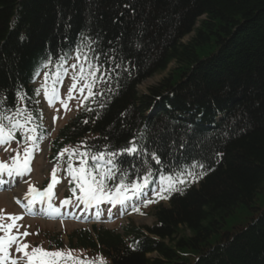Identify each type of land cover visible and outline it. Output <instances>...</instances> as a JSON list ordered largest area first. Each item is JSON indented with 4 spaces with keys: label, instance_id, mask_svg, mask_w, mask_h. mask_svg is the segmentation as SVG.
Listing matches in <instances>:
<instances>
[{
    "label": "trees",
    "instance_id": "16d2710c",
    "mask_svg": "<svg viewBox=\"0 0 264 264\" xmlns=\"http://www.w3.org/2000/svg\"><path fill=\"white\" fill-rule=\"evenodd\" d=\"M77 45L98 57L107 83L59 130L51 158L135 141L161 164L119 156L130 180L144 166L149 187L177 165L205 173L166 199L154 194L152 225L131 221L124 235L94 227L95 238L77 231V246L106 264H264V0H0V96L31 111L42 136L35 82Z\"/></svg>",
    "mask_w": 264,
    "mask_h": 264
},
{
    "label": "snow or ice",
    "instance_id": "6c2138e0",
    "mask_svg": "<svg viewBox=\"0 0 264 264\" xmlns=\"http://www.w3.org/2000/svg\"><path fill=\"white\" fill-rule=\"evenodd\" d=\"M86 47L88 46L81 47L77 45L73 50L74 56L72 57L67 53L59 56L55 72L51 76L48 72H45V83L41 85V88L34 90V95L39 96L43 90L50 106L59 101L67 109L68 101L74 98L73 91L77 87V82L81 81L79 92L84 101H88L90 98L94 99L97 95L102 96L103 92L97 93L93 90L98 82L107 83L106 77L108 74H100L101 66L98 63V57L93 56L90 59L87 52L84 51ZM72 58L77 61V63L70 65L71 69L74 70L72 75L73 84L69 88L67 99H61L59 90L55 85L62 82L67 75L68 69L63 66ZM51 63L52 61H48L44 67L47 68ZM117 67L120 66L117 65ZM36 75H39V73H36ZM49 79H52V87L48 85ZM85 90H87V95H84ZM19 98L24 100L27 97L26 94H22ZM6 103V97L0 96V146L10 144L15 139L17 131L23 132L24 142L28 146L25 147L23 161L20 160V153L17 152V156L12 158L11 165L0 162V186L4 183L3 176L5 174L10 181L14 180L15 177L30 174L31 161L35 152L39 150L38 141L42 139L36 135L39 125L27 127L35 119L33 113L24 107L7 108ZM85 110L91 111L90 108ZM40 115L42 116V113ZM84 123H87V121H84ZM29 141H31V144H29ZM64 153H68L66 174L76 184V187L71 191L75 195L77 189H79L80 194L76 199L86 206H98L102 202L110 203L112 206L119 204L122 207L131 204L133 210L138 211L139 209L136 208L135 203H132L134 200L138 203H145V205L152 203L154 201L150 199L149 193H154L159 198L166 199L167 197L161 195V193L167 192L170 195L173 191H182V187H178V185L186 187L205 174L203 171H196V169H203L204 166L200 163H190L188 167L177 165L175 172L161 175L160 182L155 187H149L153 183L154 173L151 167L144 166L143 173H136L137 179L130 180L129 170L123 167V161L118 159L119 156L125 154L130 156L146 155L156 164H161L160 157L156 153H145V150L141 149L135 141H130L128 147L115 151L105 149L96 152H81L78 146L72 150L64 148L59 155L62 157ZM74 156L77 158L83 157L78 167L73 166ZM89 159L95 162L91 166H89ZM142 164L146 165L147 161L142 160ZM58 170V166L53 168L51 182L43 192L30 187L29 194L35 193L36 196L40 198L47 197L50 201L53 198V187L59 182L56 175ZM25 199H28L27 195ZM17 202L19 203V200ZM31 203L32 201H29V204ZM69 203V199L62 201L64 205ZM48 208L50 216L60 214V209L54 208L51 203L48 204ZM97 215H99V212H97ZM9 219L13 221L12 224L0 223V231L5 232L4 236H0V264H19V259L14 258L10 252L13 245H16L15 251L17 253H22L25 264H106L102 257L98 261L96 259L79 260L71 255L70 250L68 252L48 251L42 247H35L29 252V245L22 244L18 237L12 234V229L17 227L15 221L22 219V217L10 216ZM22 235L27 236L28 233L25 232Z\"/></svg>",
    "mask_w": 264,
    "mask_h": 264
},
{
    "label": "rangeland",
    "instance_id": "374dc122",
    "mask_svg": "<svg viewBox=\"0 0 264 264\" xmlns=\"http://www.w3.org/2000/svg\"><path fill=\"white\" fill-rule=\"evenodd\" d=\"M189 38L190 35L185 37L183 41H188ZM174 65V63H171L168 69L163 73L156 74L145 79L138 87L139 90L145 93L149 86L157 83L159 80L165 77ZM73 72L67 73L66 77L62 82L61 87L58 89L61 99H67L69 88L73 84ZM80 86L81 83L77 82V87L73 91L74 98L68 101L67 109H65V107L60 104L59 101H57L54 105L50 106L47 98L44 97L43 103L47 114L46 121L50 126L57 129L60 128L75 113L76 107L80 104V101L82 100V95L79 92ZM29 144H31V141H29ZM11 146V143L5 145V150L2 155L4 161L9 163V165L12 164V158L16 157L18 152L17 148ZM15 146L21 149L22 152L20 153V160L23 161L24 150L25 147H27L28 145L17 144ZM46 148L47 147H43V150L34 162V158L39 150L35 152L34 158L31 161V164L34 163L32 168L33 172L30 176L28 175V178L18 179L17 177H15L14 180L17 181L18 184L14 188L8 189L6 191H0V217H2V219H0V223L5 222V225L12 224L13 221L9 219L10 216L22 217V219L15 221L17 227H14L12 229V234L16 235L20 241L22 240V244L24 243L29 245V252H31L32 248L35 247H42L43 249L47 250L46 237L52 235H59L63 240L64 244L67 245L68 236L75 229L79 230L82 229L84 226L89 228L94 223H101L107 225L109 228L115 229L120 233H123L125 225L129 223L131 219V221H134L137 225H152L154 219L153 215L151 214V211H149V214L144 215L133 214L131 211V204L128 208L117 206V208L115 209L111 204H108L103 207L95 205L86 206L84 204L80 205L79 202H75V204L72 206H70V204H62V201H64L62 198H64V195L68 190L64 170L60 172L58 178V181L60 182L57 184L55 189L53 188V198L50 201L47 197L39 198V200L33 205V208L35 210L28 212L27 204L29 203V201H19L18 203V200H14L13 196L17 194L15 193V191L20 192L19 189H23V194L26 196V192H24V190H26V184L27 182H29V180L41 186L42 189L39 190L40 192H43L48 187L43 185L45 175L50 167V164L45 156ZM1 152L2 150H0V153ZM4 179L9 180L6 174L3 176V181ZM262 196H264V193L262 194ZM75 198L76 197H74V199ZM49 203H51L54 208L60 209L59 216L48 217L46 215L45 212L50 211L48 208ZM91 210H97L99 212V215H97L96 212V217H94L93 214H90ZM63 214L68 215L63 216ZM25 232L28 233L27 236L22 235ZM185 233L187 235L190 234L189 231ZM15 249L16 245H13L10 249L12 256L14 258L19 259V264H25V260L23 258L22 253H17ZM84 253L85 252L83 250L72 252V254L77 257L83 256Z\"/></svg>",
    "mask_w": 264,
    "mask_h": 264
}]
</instances>
